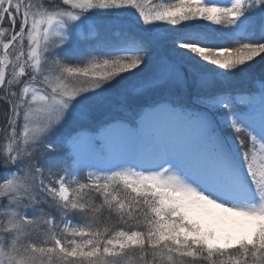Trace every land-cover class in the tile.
Masks as SVG:
<instances>
[{
	"label": "snow or ice",
	"instance_id": "obj_1",
	"mask_svg": "<svg viewBox=\"0 0 264 264\" xmlns=\"http://www.w3.org/2000/svg\"><path fill=\"white\" fill-rule=\"evenodd\" d=\"M0 264H264V0H0Z\"/></svg>",
	"mask_w": 264,
	"mask_h": 264
}]
</instances>
